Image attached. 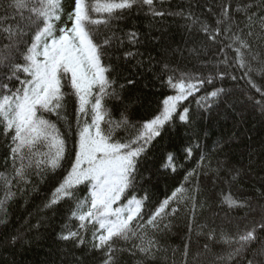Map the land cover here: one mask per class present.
<instances>
[{
  "label": "snow or ice",
  "instance_id": "1",
  "mask_svg": "<svg viewBox=\"0 0 264 264\" xmlns=\"http://www.w3.org/2000/svg\"><path fill=\"white\" fill-rule=\"evenodd\" d=\"M159 2L163 4L164 0ZM156 3L157 0H73L64 19L63 0H0V136L8 148L4 170L0 171V230L6 232L0 246H15L25 239L22 229L39 230L48 212L55 216L61 202H70V219L77 221V226L57 234L58 240L72 246L61 254L60 264H87L89 255L97 253L99 264H123L124 252L138 264H151L160 251L156 234L166 232L170 227L166 221L183 208L191 213L189 231L195 227L198 237L206 236L211 242L201 247L197 240L192 264L209 254L211 264H264V169L259 179L253 180L252 155L247 167L234 166L227 159L217 161L213 167L211 158L201 151L196 167L147 211L151 197L141 183L140 173L141 158L168 125H175L177 117L190 132L182 150L191 160L196 151L206 148L198 143L195 120L201 117L199 110L223 108L227 115L229 110L237 112L238 105L242 109L251 104L253 110L264 114V53L259 50L264 46V0H205L204 5L194 0L186 9L174 12L158 9ZM145 8V15L152 18L185 19L189 37L197 34L188 52L207 72L183 71L162 64V73L168 74L161 84L174 94L163 99L161 110L151 119L133 123L125 112L120 119H113L108 107L109 100L122 99L125 87L120 84L117 91V81L112 78L116 68L111 62V50L122 49L125 39L133 46L140 44V34L129 31L118 35L111 23L121 19L125 11ZM198 8H204V13H198ZM142 55L127 50L122 58L130 61ZM120 59L117 55L116 60ZM148 59L151 63L153 57ZM225 80L236 84L244 81L246 86L237 96L223 86ZM217 81L220 86H216ZM133 83L128 80V84ZM205 85H211V90L197 95ZM69 96L75 97L76 104L71 148L68 137L72 125L66 112ZM193 96L198 109L195 114L183 106ZM58 122L67 125V135L61 132ZM121 130L126 134L131 131V135L121 138ZM218 147L223 150V145ZM175 161L176 153L168 152L162 166L175 172ZM66 162L69 167L62 179L37 209L40 218L36 223L31 222L33 214L29 213L15 234L7 233L11 204L18 197L26 200L29 191H38L39 183L53 178ZM209 182L212 188L201 199ZM244 182L251 184L247 193L239 187ZM219 183L229 190L220 196V211L224 212L221 224L196 223L197 209L211 208L212 190ZM81 185L88 189L84 197L79 195ZM233 187H237L239 195L232 193ZM212 223L215 225V217ZM89 229L92 240L85 250ZM118 241L128 246L118 247ZM191 245L190 238L184 244V264H188ZM213 246L220 250L213 251ZM74 249L81 255H74Z\"/></svg>",
  "mask_w": 264,
  "mask_h": 264
},
{
  "label": "trees",
  "instance_id": "2",
  "mask_svg": "<svg viewBox=\"0 0 264 264\" xmlns=\"http://www.w3.org/2000/svg\"><path fill=\"white\" fill-rule=\"evenodd\" d=\"M194 0H164L161 4L157 0L156 7L165 11H178L180 8H187L189 3ZM73 0H63V6L66 12L69 10V4ZM201 5L205 4V0H199ZM207 3H212V0H207ZM146 8L143 11L133 9L130 12L125 11L122 18L119 20L113 19L111 27L117 31L118 35H123L129 31H137L140 34L141 43L131 45L125 43L122 49L112 51L111 62L116 70L111 74L112 78L117 81V91H120L119 85L124 84L125 87L121 93V100H109L108 107L111 109L113 119H120L121 113L125 112L133 123H142L145 120L151 119L162 108L163 99L171 94H174L166 85H162L161 81L168 73H162V64L168 63L172 67H176L183 71L199 70L207 72L206 69L199 68V62L195 55H190L188 49L193 47V38L197 34L193 33V38L188 35V30L185 27L187 23L185 19L179 16H164L152 18L146 16ZM198 13H204V8L195 9ZM95 16V14H93ZM103 27L101 31H103ZM139 51L142 56L130 61H124L123 52ZM260 52L264 53V46L260 47ZM234 55V53H232ZM121 56L119 61L116 56ZM149 56L153 57L149 63ZM137 60H142L143 63L138 65ZM107 62V59H106ZM259 81L258 77H254ZM134 81L133 84H128V80ZM216 86H220V82H216ZM225 88L231 89L239 95V91L244 88L245 82L240 81L239 84L231 80L223 82ZM211 85H205L197 95H204L206 91H210ZM65 91H71L66 88ZM251 94L259 99V94L251 89ZM196 97H189L188 101L184 102L185 107H190L195 114L198 109L196 105ZM233 113L229 110L226 115L223 108H213L211 112L199 110L201 117L195 120V126L200 134L198 143L206 148H201L196 151L191 160L185 158L183 146L189 142L190 132L188 126L182 125L178 117L175 125H168L161 137L156 138L147 151L141 158L140 173L143 177L141 183L149 192L151 200L147 209H152L158 201L162 200L166 195L170 194L172 189L180 184L184 179L185 173L195 168L197 161L200 158V152L205 151L211 158L213 167L217 161L229 160L234 166H245L249 164V156H253V180H258L262 174L261 169H264V114L253 110L251 104L245 108H239ZM66 112L68 123L72 125V134L68 137V146L71 148L75 140V123H76V104L75 97H67ZM53 121L55 116H50ZM57 126L67 135V125L64 122H58ZM206 133V135H205ZM131 135V131L126 134L123 130L119 132L121 138H127ZM218 145H223V150H219ZM168 152L176 153L177 170L173 172L171 169L164 168L165 156ZM74 157V153L72 154ZM8 156V148L4 138L0 136V171L4 170L5 159ZM69 164L65 163V168L58 170L57 174L44 183H39L35 177L33 181L39 183V190L36 192L29 191L27 199L18 197L10 206L9 212L11 217V225L7 230L9 234H15L16 228H20L24 224L29 213H32L31 222L36 223L40 218L37 215V209L42 207L45 200L51 194L53 187L62 179ZM244 193H247L251 188V184L244 182L241 186ZM212 188L209 182L206 190L201 196L204 199L208 196L207 189ZM213 197L210 200L211 208L197 209L196 223L203 224L207 222L210 226H219L221 218L224 217V212L220 211V196L221 192L227 193L228 187L223 183H219L212 190ZM88 189L81 185L79 195L86 196ZM232 193L239 195L237 187H233ZM139 195L143 196V190L139 191ZM191 205H189V208ZM58 212L53 215L52 212L47 213L48 219L44 221L39 230L26 232L24 240L19 241L15 246H0V264H60V256L66 253L71 244L60 241L57 234L62 229H74L77 226V221L70 219V202H61L58 206ZM218 213V216L216 215ZM40 215H43L41 213ZM215 217V225L212 221ZM191 213L181 208L174 217L170 218V227L164 233L156 234L159 241L160 251L157 257L151 261V264H184V244L191 238L192 245L188 256V264H192V255L197 251L196 242L199 240L201 247L204 243H211L206 236H197V229L189 231V221ZM230 227V226H228ZM5 230H0V241L5 237ZM219 234V232H218ZM92 240V230L87 232V242L84 246L85 250L90 247ZM118 247H127L124 242L118 241ZM219 246H213V251H219ZM74 255L80 256V250H73ZM71 256L68 257L71 260ZM100 254L94 256L89 255L87 264H99ZM211 254L207 257H202L198 264H211ZM123 264H138L135 258H132L128 252L123 253Z\"/></svg>",
  "mask_w": 264,
  "mask_h": 264
},
{
  "label": "rangeland",
  "instance_id": "3",
  "mask_svg": "<svg viewBox=\"0 0 264 264\" xmlns=\"http://www.w3.org/2000/svg\"><path fill=\"white\" fill-rule=\"evenodd\" d=\"M72 5L71 3L69 4V6Z\"/></svg>",
  "mask_w": 264,
  "mask_h": 264
}]
</instances>
